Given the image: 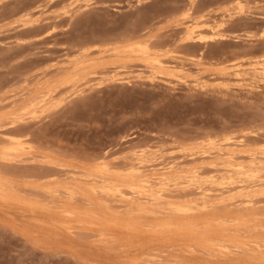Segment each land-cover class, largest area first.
<instances>
[{"label":"rangeland","instance_id":"1","mask_svg":"<svg viewBox=\"0 0 264 264\" xmlns=\"http://www.w3.org/2000/svg\"><path fill=\"white\" fill-rule=\"evenodd\" d=\"M0 264H264V0H0Z\"/></svg>","mask_w":264,"mask_h":264},{"label":"bare ground","instance_id":"2","mask_svg":"<svg viewBox=\"0 0 264 264\" xmlns=\"http://www.w3.org/2000/svg\"><path fill=\"white\" fill-rule=\"evenodd\" d=\"M192 1V0H191ZM189 9V8H188ZM200 18H202V20L204 22H202L203 26H197L194 25V23H190V24H186L182 29L184 31V36H183V41L184 42H202L207 40L205 37L207 36L208 39H214L216 37H223L220 31V24L217 23L215 20L212 21H208L207 17L205 16V14H201L199 16ZM203 29L208 31V35L202 33V32H198V30ZM197 32V33H196ZM147 65L150 67H156V66H162L161 63L159 61H153V62H149L146 61ZM114 74L116 73H112L109 76L112 77ZM138 77L140 76L139 74ZM234 78L238 81L239 85H243L245 84L246 86H248L249 88H252L254 85L251 84V80H249V82L246 83H242V80H245V77L242 76V74L240 72H234L233 74ZM228 154H232V151H228ZM142 177L140 178V180L144 183H147L150 180V175H146L143 174L141 175ZM196 175H194L195 177ZM155 178H157L159 181L163 182L165 180H167V176L163 173L157 174V176H155ZM179 208V207H177Z\"/></svg>","mask_w":264,"mask_h":264}]
</instances>
